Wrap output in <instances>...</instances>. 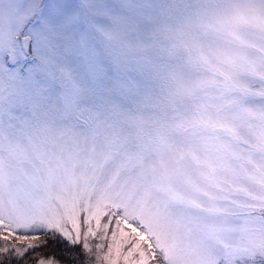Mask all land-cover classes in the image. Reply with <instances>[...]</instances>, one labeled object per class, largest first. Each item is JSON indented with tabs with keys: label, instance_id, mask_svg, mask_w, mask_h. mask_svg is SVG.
I'll return each instance as SVG.
<instances>
[{
	"label": "snow or ice",
	"instance_id": "1",
	"mask_svg": "<svg viewBox=\"0 0 264 264\" xmlns=\"http://www.w3.org/2000/svg\"><path fill=\"white\" fill-rule=\"evenodd\" d=\"M0 264H264V0H0Z\"/></svg>",
	"mask_w": 264,
	"mask_h": 264
}]
</instances>
